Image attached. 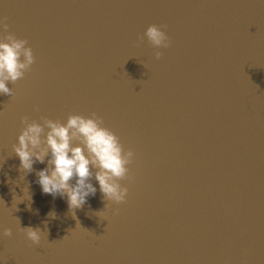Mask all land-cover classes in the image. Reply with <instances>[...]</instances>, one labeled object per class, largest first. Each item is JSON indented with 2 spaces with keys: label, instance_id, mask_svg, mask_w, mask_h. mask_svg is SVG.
<instances>
[{
  "label": "water",
  "instance_id": "obj_1",
  "mask_svg": "<svg viewBox=\"0 0 264 264\" xmlns=\"http://www.w3.org/2000/svg\"><path fill=\"white\" fill-rule=\"evenodd\" d=\"M0 17L34 55L0 94V264H264V2L0 0ZM91 113L134 154L127 194L69 212L12 145L22 117Z\"/></svg>",
  "mask_w": 264,
  "mask_h": 264
},
{
  "label": "clouds",
  "instance_id": "obj_2",
  "mask_svg": "<svg viewBox=\"0 0 264 264\" xmlns=\"http://www.w3.org/2000/svg\"><path fill=\"white\" fill-rule=\"evenodd\" d=\"M4 19L0 17V94L11 96L12 88L8 85L24 76L34 62V55L26 39L17 38L6 31L8 25ZM143 37L156 49L169 44L166 32L156 24H149ZM160 55V51L155 52L157 58ZM41 120L42 123H38L35 120L29 121L27 117L21 118L23 127L16 143L12 145V153L19 160L17 170L24 174L33 171L34 163L45 165L36 170L35 183L39 185L42 194L53 197L59 195L66 201L69 212L84 205L89 196L96 194L97 187L102 199L107 202L120 203L125 200L127 188L118 181L128 173L127 165L134 154L130 149H123L119 138L103 126L99 116L95 113L88 116L69 114L63 123L47 117H41ZM92 179L96 185H93ZM26 190L29 201L26 207H29L31 195L27 187ZM12 200L16 208V204L24 199L17 197L13 191ZM0 203H3L2 199ZM107 206L108 203L104 207ZM46 215L55 217L53 211ZM16 220L19 222L18 217ZM42 223L43 232L47 233V221ZM20 229L33 243L40 241V227L26 226ZM9 235L10 228H0V237Z\"/></svg>",
  "mask_w": 264,
  "mask_h": 264
}]
</instances>
